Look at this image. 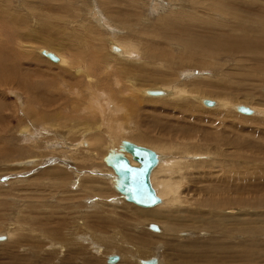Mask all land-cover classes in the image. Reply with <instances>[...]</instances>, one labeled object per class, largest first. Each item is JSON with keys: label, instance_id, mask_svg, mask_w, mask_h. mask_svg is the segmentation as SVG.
I'll return each instance as SVG.
<instances>
[{"label": "rangeland", "instance_id": "rangeland-1", "mask_svg": "<svg viewBox=\"0 0 264 264\" xmlns=\"http://www.w3.org/2000/svg\"><path fill=\"white\" fill-rule=\"evenodd\" d=\"M0 17L5 18L8 24L0 25V33L7 35L0 36V64H11L15 67L14 73H3L9 85L0 86V235H3L0 237L5 238L0 240V264H108L107 257L110 255L121 257L112 264H139L138 260H130L134 254L140 258L157 256L152 252V245L135 239L138 233L150 237L151 232L147 228L149 220L136 217V224L133 220V214H138L137 208L145 210L126 201L116 190L113 184L114 172L104 163L108 146H120L122 141H135L134 144L154 152L159 150L157 155L162 160L169 157L178 159L180 156L183 162L193 164L185 170L192 176L188 177L190 180H183L181 192L192 189L191 180L201 177L198 171L203 170L202 160L205 163L212 161L215 165L231 163L232 166L233 163L232 167L228 166L232 184L233 181L236 183L233 184L234 193L229 201V208L233 211L231 216L234 218V228L227 230V234L231 235L230 243L223 244L219 241L218 238L222 236L219 233H207L201 237L202 240H197L199 245L191 244L193 240L188 241L187 238L177 235V231L181 230L177 228L172 234V240L185 248L182 251L183 256L174 258L180 259L179 264H209V261L224 264L226 259H231L229 264H264V0H0ZM177 19L180 24L175 25ZM166 21L171 26H167ZM3 22L0 18V24ZM88 27L91 30L88 31ZM147 30L155 33L154 38L151 36L155 44L167 45L171 41L169 47L163 48L164 55L156 59V65L148 64L151 57L141 42L139 49L142 50L134 52L132 56L126 54L114 58L109 54L108 42L111 38L121 41L136 38L133 42L138 39L144 41L145 37L141 36ZM124 34V38H121ZM177 38H186L197 43V46L190 48L193 55L188 51L187 54L182 53L184 46L182 41H176ZM228 49H235L234 54L229 55ZM45 52L56 57L64 55L72 62V67L67 69V66L56 65V60L50 59ZM99 52L101 55L97 56ZM254 58L258 60L255 62ZM84 59L95 63L92 68L94 67L96 77L90 82L85 81L84 77L77 78L74 74L77 68H81ZM14 62L20 65L17 66ZM106 64L112 65L106 68ZM135 69L142 77L134 80ZM115 75H120L119 81H116ZM127 76H133L132 81L138 88L134 92L135 98L130 91ZM13 78L20 80L16 87L14 82H17ZM61 81L63 82L60 83ZM178 83L183 90L179 96L172 95L170 99L160 95L141 94L145 88ZM20 84L23 87L18 86ZM13 87L14 90L11 89ZM20 87L28 90L27 95ZM32 92L37 96L33 97ZM203 92L208 95L206 97L210 96L216 102L221 99L228 100L231 106L219 108L198 104L199 98L204 97ZM78 93H81L80 98H75ZM146 96H159L162 99L149 100ZM59 97L63 98V102ZM129 99L138 100L133 115H129L130 110L122 105ZM98 100L104 104L101 105ZM82 101L86 105L89 101L91 105L85 107ZM65 104L67 105L63 107ZM238 104L249 108L251 114L235 109ZM114 107L119 111L114 110ZM81 119L84 122H80ZM92 131L98 132L101 138L99 143L88 145L85 139L88 134L94 135ZM196 131L200 134H196ZM186 132H191L190 136ZM204 134L207 139L203 137ZM78 135L80 136L77 140ZM81 137L87 146L80 140ZM202 137L207 141L204 142ZM197 138L201 141L197 142ZM139 139H143V142L137 141ZM217 141L219 144H216ZM78 142H81V146ZM158 142H161L165 150L156 147L160 145ZM187 147L195 150L189 148L186 151ZM170 151L174 152V156ZM189 199L190 197L185 198L186 201ZM188 201L186 203L189 206L186 204L185 207H179L180 219L184 224L180 228H187V231L209 225L212 216L208 212L212 214L213 209L224 213L228 209L227 206L224 210L216 207L200 208L197 207L199 202L196 200ZM104 217L110 222L102 220L99 224L97 220L105 219ZM240 224H244L245 228L239 229L237 226ZM137 225L143 227L139 229ZM163 228L162 224L161 233L156 234L158 237L162 235ZM202 230L208 232L206 227ZM7 232L11 236L6 239ZM83 237L90 239L86 241ZM155 239L153 244L161 238L156 241ZM125 242L131 244L134 250L128 244L125 245ZM242 242L246 243L245 252L240 254L239 244ZM209 245L220 247L215 251ZM160 249L163 250L158 251L159 257L164 264H169V251L164 247Z\"/></svg>", "mask_w": 264, "mask_h": 264}, {"label": "bare ground", "instance_id": "bare-ground-1", "mask_svg": "<svg viewBox=\"0 0 264 264\" xmlns=\"http://www.w3.org/2000/svg\"><path fill=\"white\" fill-rule=\"evenodd\" d=\"M19 2V1H18ZM19 6H21V5H19ZM51 9V7L49 6V8H48V10H50ZM54 9H56V8H54ZM56 12H58V11H56ZM16 13V12H15ZM54 13V12H53ZM94 13H95V11H94ZM58 14V13H57ZM16 15L18 16V14L16 13ZM34 16L36 15L35 13L33 14ZM93 15V14H92ZM177 15V14H176ZM178 16H179V14H178ZM19 17V16H18ZM31 17H33V16H31ZM1 18V20L2 21H4L2 24H0V25H2V26H8V24L5 22V18H3V17H0ZM86 19V18H85ZM93 19V18H92ZM173 20V19H172ZM175 20V19H174ZM181 20H182V17H181ZM180 20V21H181ZM68 21V20H67ZM177 21L178 22H176V24L175 25H177V23H179V19H177ZM183 21V20H182ZM181 21V22H182ZM88 22V21H87ZM90 22V21H89ZM88 22V23H89ZM107 22V21H106ZM166 22H168V21H166ZM171 22H173V21H171ZM77 23V22H76ZM174 23V22H173ZM184 23V22H183ZM72 24V23H71ZM86 24V23H85ZM158 24V23H157ZM167 24V23H166ZM180 24V23H179ZM78 25V24H77ZM125 25V24H124ZM123 25V26H124ZM163 25V24H162ZM185 25V24H184ZM183 25V26H184ZM82 26V25H81ZM85 26V25H84ZM87 26V25H86ZM89 26V25H88ZM96 26H98V25H96ZM122 26V27H123ZM163 26H165V28L167 27V26H171V23L170 22H168V24H167V26L166 25H163ZM180 26H182V25H180ZM83 27V26H82ZM81 27V28H82ZM184 27H186V26H184ZM6 28V27H5ZM85 28V27H84ZM89 28V27H88ZM97 28V27H96ZM22 29H24V28H22ZM83 29V28H82ZM111 29V28H110ZM129 29H131V28H129ZM167 30H169L168 28H166ZM182 29V28H181ZM86 30V29H85ZM89 30H91V28H89L88 29V31ZM151 30V29H150ZM174 30V29H173ZM172 30V31H173ZM177 30V29H176ZM189 30V29H188ZM6 31V30H5ZM22 31V30H21ZM24 31V30H23ZM88 31H86V33L88 34L89 32ZM131 31V30H130ZM155 31H156V28H155ZM179 31V30H178ZM177 31V32H178ZM92 32H93V29H92ZM119 32V31H118ZM151 32H152V30H151ZM149 30H147V31H145V35H143V36H141V37H145V39H144V41L141 39H138L137 40V42H133V40H135V39H128V40H125L124 41V39H123V41H121V40H119L118 38L116 39V38H111L110 40H109V49H110V52H109V54H111V56L112 57H114V58H118V57H121V56H123V55H128V56H132V54H134V52H136V51H141L139 48H141L140 46H139V44H140V42L141 43H143V47H145L146 49H147V53L149 54V56L151 57L150 59H149V61H148V64H155L156 63V59L158 60V58L160 57V56H162V55H164V54H162V51H163V48H167V47H169V45H170V43H171V41H169L168 42V44L166 45V44H164V45H162V44H160V43H157V44H155L156 42H154V40L152 39V37H153V35L155 34V33H151ZM176 32V31H175ZM85 33V32H84ZM91 33V32H90ZM157 33V32H156ZM160 33V32H159ZM179 33H180V31H179ZM86 34V35H87ZM92 34V33H91ZM91 34L89 35V36H91ZM95 34V33H94ZM96 34H97V32H96ZM163 34V33H162ZM77 35H79V34H77ZM157 35V34H156ZM173 35V34H172ZM171 35V36H172ZM177 35V34H176ZM175 35V36H176ZM0 36H7L6 34H4V32H3V34H2V32L0 33ZM80 36V35H79ZM94 36V35H93ZM115 36V35H114ZM123 36V37H122ZM124 36H125V34L124 35H121V38H124ZM128 36L130 37L131 35H129V33H128ZM152 36V37H151ZM161 36V35H160ZM171 36L170 37H168V38H171ZM182 36V35H181ZM81 37V36H80ZM92 37V36H91ZM90 37V38H91ZM116 37V36H115ZM162 37V36H161ZM165 37V36H164ZM163 37V38H164ZM77 38V37H76ZM85 38H88L87 36L85 37ZM95 38V37H94ZM126 38V37H125ZM131 38V37H130ZM133 38V37H132ZM154 38V37H153ZM166 38V37H165ZM173 38V37H172ZM109 39V38H108ZM88 39H85V41H87ZM94 40H96V38L94 39ZM93 40V41H94ZM131 40V41H130ZM169 40H171V39H169ZM78 41H80V40H78ZM84 41V40H83ZM100 41V40H99ZM173 41H174V39H173ZM176 41H182V45L184 46V50H182V53L184 54V53H186L187 51L188 52H191V54L193 55V51H191V49L190 48H192L193 46H197V45H195V44H197V43H194L193 41H191V40H189V39H186V38H177L176 39ZM88 42V41H87ZM235 42H237V41H235ZM246 42H248L249 43V41L248 40H246ZM98 43V42H97ZM105 43V42H104ZM243 43H245L244 41H243ZM261 43V42H260ZM1 44V43H0ZM90 44V43H89ZM96 44V43H95ZM175 44V43H174ZM166 45V46H165ZM259 45V44H258ZM262 45V44H261ZM101 46V45H100ZM98 48V47H97ZM144 48V49H145ZM171 48V47H170ZM169 48V50H171ZM200 48H202V50H204L203 48L204 47H201L200 46ZM263 48V47H262ZM95 49H96V47H95ZM94 49V50H95ZM189 49H190V51H189ZM40 50H42V49H40ZM85 50V49H84ZM91 50V49H90ZM102 50H104V49H102ZM194 50V49H193ZM198 50H200V49H198ZM197 50V51H198ZM201 50V51H202ZM229 51V55H233L234 54V50L235 49H228ZM264 50V49H263ZM86 51L88 52L89 51V49L87 50L86 49ZM96 51H97V49H96ZM99 51H100V49H99ZM82 52H84V51H82ZM114 52H116V53H114ZM145 52V53H146ZM171 52V51H170ZM187 52V53H188ZM264 52V51H263ZM46 53V52H45ZM97 53V52H96ZM139 53V52H138ZM143 53H144V51H143ZM165 53H167V52H165ZM186 53V54H187ZM249 53V52H248ZM247 53V54H248ZM48 54H51L50 52L49 53H46V55L48 56ZM90 53H88V55H89ZM170 54V53H169ZM254 54V53H253ZM259 54V53H258ZM77 55L79 56V54L77 53ZM83 55V54H82ZM101 55V53L99 52V54L97 55V56H100ZM138 55V54H137ZM174 55V54H173ZM197 55V54H196ZM200 55H202V54H199V56ZM204 55V54H203ZM250 55H252V54H250ZM256 55V54H255ZM254 55V56H255ZM78 56H77V58H78ZM81 56V55H80ZM79 56V57H80ZM85 56V55H84ZM92 56V55H91ZM105 56H107V55H105ZM104 56V57H105ZM191 56V55H190ZM238 56V55H237ZM257 56V55H256ZM56 57V56H55ZM103 57V58H104ZM140 57V56H139ZM171 57H172V55H171ZM175 56H173V58H174ZM182 57V56H181ZM57 59H56V61H55V64L56 65H58V66H67L66 68L68 69V67H72L71 65H72V62L70 63V60L67 58V57H65L64 55H62V54H60V56L58 55V57H56ZM83 58V57H82ZM85 58V57H84ZM92 58V57H91ZM108 58V57H107ZM113 58V59H114ZM169 58V57H168ZM239 58V57H238ZM76 59V58H75ZM79 59V58H78ZM86 59V58H85ZM83 60V62H82V65H81V68H77L76 69V71H75V73L74 74H76V77L77 78H85V81H87V82H90V81H92L93 80V78L94 77H96L95 76V74H94V72H93V68H92V66L95 64L94 62H87L86 60ZM89 59H90V57H89ZM94 59V58H93ZM99 59V58H98ZM102 59V58H101ZM163 59V58H162ZM189 59V58H188ZM197 59V58H196ZM1 60V59H0ZM91 60V59H90ZM89 60V61H90ZM124 60V59H123ZM122 60V61H123ZM138 60V59H137ZM139 60H141V59H139ZM172 60V59H171ZM183 60V59H182ZM190 60H192L191 58H190ZM194 60V59H193ZM250 60V59H249ZM253 60V59H252ZM254 60H255V58H254ZM258 59H256L255 60V62L257 61ZM78 61V60H77ZM99 61H101V60H99ZM102 61H103V59H102ZM101 61V62H102ZM126 61H128L127 60V58H126ZM130 61V60H129ZM134 61V60H133ZM142 61V60H141ZM145 61V60H144ZM178 61V60H177ZM237 61V60H236ZM243 61V60H242ZM79 62H80V60H79ZM119 62V61H118ZM146 62V61H145ZM144 62V63H145ZM200 62V61H199ZM248 62V61H247ZM15 63V62H14ZM75 63H77L76 61H75ZM102 63H104V62H102ZM117 63V62H116ZM134 63V62H133ZM147 63V62H146ZM174 63V62H173ZM239 63V62H238ZM254 63V62H253ZM16 64V63H15ZM124 64V63H123ZM175 64V63H174ZM241 64H242V62H241ZM17 65V64H16ZM18 65H20V64H18ZM17 65V66H18ZM110 65H112V64H106L105 65V67L106 66H110ZM114 65H116V64H114ZM120 65H121V63H120ZM126 65V64H125ZM156 65V64H155ZM157 65H160V64H157ZM166 65V64H165ZM173 65V64H172ZM176 65V64H175ZM245 65V64H244ZM103 66V65H102ZM117 66V65H116ZM115 66V67H116ZM148 66V65H147ZM162 66V65H161ZM194 66V65H193ZM104 67V66H103ZM120 67V66H119ZM127 67V66H126ZM125 67V68H126ZM160 67V66H159ZM255 67H257V65L255 66ZM107 68V67H106ZM109 68H111V67H109ZM259 68V65H258V67H257V69ZM104 69V68H103ZM130 69V68H129ZM137 69V68H136ZM135 69V70H136ZM139 69V68H138ZM256 68H255V70H257ZM260 69V68H259ZM65 70V69H64ZM115 70V69H114ZM116 70H117V67H116ZM14 71H15V67L14 66H12L11 64H0V86H4V85H6L7 83H6V81H5V78H4V74L3 73H5V72H13L14 73ZM97 71H99L98 69H97ZM159 71V70H158ZM18 72V71H17ZM64 72H66V70L64 71ZM70 72V71H69ZM105 72H106V70H105ZM107 72H108V70H107ZM109 72H111V71H109ZM114 72V71H113ZM249 72V71H248ZM68 73V72H67ZM118 73H120V72H118ZM181 73V72H180ZM245 73V72H244ZM260 73V72H259ZM100 74V73H99ZM110 74V73H109ZM115 74H117V73H115ZM128 74H130V73H128ZM249 74V73H248ZM164 75V74H163ZM70 76V75H69ZM71 76H72V74H71ZM116 76L117 75H115V78H116ZM120 75H118L117 76V80L116 81H119L118 80V77H119ZM124 76V75H123ZM122 76V77H123ZM133 76H134V78H133ZM133 76H127V78H128V80H127V82L130 84V87L132 88H130V91L132 92V94L134 95L135 93L134 92H137V87H136V85H135V83L132 81V78L135 80L136 78H141L142 77V75L139 73V71L137 72V70L135 71V73H134V75ZM161 76V75H160ZM75 76L73 75V78H74ZM107 77H109V76H107ZM14 79V78H13ZM19 79V78H18ZM12 80V79H11ZM16 80H17V77H16ZM15 79H14V81H16ZM76 80V79H75ZM18 81H20V80H18ZM18 81H16L17 83H15L14 82V85H15V87H16V85L17 84H19V82ZM84 81V82H85ZM104 81V80H103ZM116 81H114L115 83H116ZM123 81V80H122ZM165 81H167L166 80V78H165ZM63 81H61L60 83H62ZM72 82V81H71ZM77 82V81H76ZM100 82V81H99ZM98 82V83H99ZM170 82V81H169ZM9 83H10V80H9ZM21 83V82H20ZM78 83V82H77ZM58 84V83H57ZM56 84V85H57ZM80 84V83H79ZM96 84V83H95ZM117 84V83H116ZM129 84H128V86H129ZM9 84H7V86H8ZM12 85V84H11ZM22 84H20V85H18V86H21ZM28 85V84H27ZM29 85H30V83H29ZM60 85V84H59ZM85 85H87V83L85 84ZM91 85H93V84H91ZM104 85H106V84H104ZM110 85V84H109ZM79 86V85H78ZM95 86H97V85H95ZM99 86H101V85H99ZM98 86V87H99ZM115 86V85H114ZM122 86V85H121ZM15 87H13V88H11L12 90H14V88ZM21 87H23V86H21ZM21 87H20V89H21ZM26 87V86H25ZM31 87V86H30ZM107 87V86H106ZM123 87V86H122ZM127 87V86H126ZM6 88V87H5ZM5 88H3V89H5ZM35 88V87H34ZM33 88V89H34ZM40 88V87H39ZM58 88H59V86H58ZM63 88V87H62ZM92 88H94V85H93V87ZM95 88H97V87H95ZM102 88V87H101ZM124 88V87H123ZM186 88V87H185ZM2 89V88H1ZM8 89V88H7ZM17 89V88H16ZM26 88H24V89H21L22 90V92H25V94H26V92H28V90L26 89ZM29 89V88H28ZM61 89V88H60ZM68 89V88H67ZM79 89V88H78ZM107 89V88H106ZM108 89H109V87H108ZM107 89V90H108ZM9 90V89H8ZM21 90H20V92H21ZM25 90V91H24ZM35 90H38V89H35ZM42 90V89H41ZM69 90V89H68ZM92 90V89H91ZM102 90V89H101ZM142 90V89H141ZM183 89L181 88L180 89V87H179V83H178V85L176 84H174V85H162V87H156V88H145V89H143L142 91H141V94H142V96H144L145 94L148 96V95H154V96H157V95H160V96H163V98H169L170 99V97L173 95V96H177L176 94H178V96H179V93L182 91ZM31 91H32V88H31V90L29 91V93H31ZM70 91L72 92V90L70 89ZM69 91V92H70ZM74 91V90H73ZM85 91H87V90H85ZM16 92V91H15ZM15 92H13V93H15ZM21 92V93H22ZM34 92V91H33ZM32 92V93H33ZM40 91L38 90V93H39ZM66 92V91H65ZM71 92H70V94H71ZM79 92V91H78ZM93 92V91H92ZM140 92V91H139ZM10 93H11V91H10ZM18 93V92H17ZM17 93H15V94H17ZM62 93V92H61ZM68 93V92H67ZM74 93H75V91H74ZM73 93V94H74ZM97 93H99V92H97ZM205 93L206 92H203V94H202V96H204V97H201V98H199V101H200V103L199 102H197L198 104H204V105H206L205 104V101L206 100H211L212 101V105L211 106H216V107H225V108H227V107H230L231 106V103H230V101H228V100H224V99H221L220 101L219 100H217V102L213 99H210V96L209 97H206V96H208V95H205ZM20 94V93H19ZM24 94V95H25ZM35 93H33V95H34ZM43 94V93H42ZM79 94H81V93H78V95L77 96H75L76 95V93H75V95H73V96H75V98L77 97H79ZM85 94V93H84ZM92 94V93H91ZM144 94V95H143ZM184 94V93H183ZM187 94V93H186ZM192 94V93H191ZM27 95V94H26ZM83 95V94H82ZM99 96L101 95L100 93L98 94ZM105 95H107V93L105 94ZM133 95H131V96H133ZM140 95V94H139ZM19 96V95H18ZM35 96H37V95H34L33 97H35ZM72 96V97H73ZM145 97V98H148V97ZM188 96V95H187ZM47 97V96H46ZM87 98H88V95L86 96ZM93 97V96H92ZM96 97V96H95ZM98 97V96H97ZM136 97V95H134V98ZM140 96H138V98H139ZM194 97V96H193ZM20 98V97H19ZM80 98V97H79ZM86 98V99H87ZM137 98V99H138ZM151 100H153V99H156V98H159V99H162V97H149ZM148 98V99H149ZM153 98V99H152ZM197 98V97H196ZM29 99V101H30V98H28ZM59 99H60V97H59ZM62 99V100H61ZM61 101L63 102V98L61 97ZM68 99V98H67ZM129 99L128 101L126 100V101H124V104L122 103V105L125 107V108H127V109H129L130 111H129V115H133L134 114V112L136 111L135 110V108H136V103H137V101L139 100H141V99ZM149 99V100H150ZM172 99V98H171ZM42 100H43V98H42ZM79 100V99H78ZM81 100V99H80ZM83 100H85V99H83ZM157 100V99H156ZM177 100H178V98H177ZM186 100V99H185ZM196 100V99H195ZM194 100V101H195ZM28 101V100H27ZM28 101V102H29ZM61 101H60V103H61ZM99 101V100H98ZM183 102H185L184 100H182ZM57 102V101H56ZM59 102V101H58ZM57 102V103H58ZM81 102V101H80ZM83 102V101H82ZM85 102V101H84ZM83 102V103H84ZM88 103H87V105L88 104H90L91 105V102L89 103V101H87ZM96 102V101H95ZM100 102V101H99ZM116 102V101H115ZM45 103H48V101H45ZM56 103V104H57ZM113 103V102H112ZM141 103V102H140ZM188 103V102H187ZM217 103V104H216ZM81 104V103H80ZM85 104V103H84ZM95 104V103H94ZM100 104H101V102H100ZM99 104V105H100ZM104 103H102L101 105H103ZM109 104V103H108ZM55 105V104H54ZM53 105V106H54ZM67 104H65L63 107H65ZM79 105V104H78ZM77 105V106H78ZM86 105V104H85ZM84 105V106H85ZM87 105L85 106V107H87ZM89 105V106H90ZM96 105V104H95ZM100 105V108H102V106ZM137 105H138V103H137ZM43 106H45L44 104H43ZM49 105H46V107H48ZM82 106V105H81ZM88 106V107H89ZM105 106V105H104ZM179 106V105H178ZM181 106V105H180ZM179 106V107H180ZM206 106H208V105H206ZM236 106V105H235ZM239 106H243L242 104H238L236 107H235V109H237L239 112H240V110L238 109V107ZM46 107H44V108H46ZM58 107H60V106H58ZM62 107V106H61ZM74 107H75V105H74ZM79 107V106H78ZM84 107V108H85ZM108 107H110V106H108ZM108 107H107V109H108ZM246 107V106H245ZM105 108V107H104ZM180 108H185V107H180ZM258 108V107H257ZM90 109V108H89ZM89 109H85V110H89ZM91 109H93V108H91ZM97 109V108H96ZM116 108L114 107V110H115ZM214 109V108H213ZM249 109V108H248ZM74 110V109H73ZM79 110V109H78ZM85 110H82V111H84L85 112ZM102 110V109H101ZM110 110V109H109ZM109 110H108V112H109ZM117 110V109H116ZM250 110V109H249ZM251 110H252V108H251ZM264 110V109H263ZM81 111V112H82ZM99 111V110H98ZM112 111V110H111ZM117 111H119V110H117ZM43 112V111H42ZM114 112H116V111H114ZM121 112H122V110H121ZM254 112V111H253ZM262 112H264V111H262ZM48 113V112H47ZM72 113H73V111H72ZM83 113V112H82ZM81 113V114H82ZM90 113H92V111L90 110ZM107 113V112H106ZM242 113V112H241ZM41 114H43V113H41ZM61 114V113H60ZM94 114V113H93ZM102 114V113H101ZM115 114V113H114ZM113 114V115H114ZM244 114H246V113H244ZM248 114H251V111L248 113ZM66 115V114H65ZM83 116L85 115V114H82ZM109 115V114H108ZM56 116V115H55ZM92 116V115H91ZM98 116V115H97ZM256 116V115H255ZM42 117V116H41ZM58 117V116H57ZM76 117V116H75ZM85 117H86V115H85ZM96 117V116H95ZM110 117V116H109ZM114 117V116H113ZM186 117V116H185ZM46 118H48V117H46ZM50 118V117H49ZM53 118V117H52ZM62 118V117H61ZM82 118V117H81ZM91 118V117H90ZM93 118V117H92ZM70 119V118H69ZM73 119V118H72ZM78 119H80V118H78ZM103 119V118H102ZM105 119V118H104ZM83 119H81V121L80 122H84V121H82ZM109 120H110V118H109ZM108 120V121H109ZM124 120V119H123ZM195 120V119H194ZM37 121V120H36ZM68 121V120H67ZM74 121V120H73ZM93 121V120H92ZM107 121V120H106ZM111 121V120H110ZM129 121V120H128ZM70 122V121H69ZM91 122V121H90ZM121 122H122V120H121ZM183 122V121H182ZM109 123H111V122H109ZM119 123H120V121H119ZM124 123V122H123ZM127 123V122H126ZM133 123V122H132ZM185 123V122H184ZM188 123V122H187ZM84 124V123H83ZM108 124V123H107ZM37 125V124H36ZM39 125V124H38ZM37 125V126H38ZM129 125V124H128ZM186 125V124H185ZM193 125V124H192ZM196 125V124H195ZM41 126V125H40ZM120 126V125H119ZM119 126L117 127V128H119ZM187 126V125H186ZM188 126H189V124H188ZM194 126V125H193ZM110 127V126H109ZM178 127V126H177ZM40 128V127H39ZM38 128V129H39ZM79 128V127H78ZM77 128V129H78ZM41 129V128H40ZM87 129V128H86ZM175 129H176V127H175ZM193 129V128H192ZM195 129V128H194ZM197 129H198V127H197ZM81 130V129H80ZM85 130V129H84ZM83 130V131H84ZM89 130V129H88ZM88 130H85V131H87L88 132ZM98 130V129H97ZM116 130V129H115ZM124 130V129H123ZM185 130H186V128H185ZM190 130V129H189ZM196 130V129H195ZM82 131V132H83ZM84 131V132H85ZM90 131V130H89ZM101 131V130H100ZM117 131H120V129L119 130H117ZM178 131V130H177ZM190 131H192V130H190ZM200 131V130H199ZM94 131H92V133H93ZM113 132V131H112ZM184 132V131H183ZM182 132V133H183ZM188 132V131H187ZM186 132V133H187ZM197 133L196 134H198V131H196ZM75 133V132H74ZM189 133H191V132H189ZM189 133H187L189 136H190V134ZM205 133V132H204ZM67 134V133H66ZM86 134V133H85ZM107 134H109V133H107ZM114 134V133H113ZM118 134H119V132H118ZM123 134H125V132H123ZM177 134H178V132H177ZM180 134V133H179ZM178 134V135H179ZM193 134V133H192ZM200 134V133H199ZM198 134V135H199ZM81 135V134H80ZM80 135H78V138H77V140L79 139V136ZM121 135V134H120ZM174 135V134H173ZM176 136V137H178V139H179V136ZM181 135V134H180ZM211 135V134H210ZM45 136V135H44ZM86 136V135H85ZM116 136H117V133H116ZM184 136V135H183ZM183 136H180V137H183ZM194 136H196L195 134H194ZM202 136V135H201ZM212 136V135H211ZM220 136H222V135H220ZM119 137H121V136H119ZM124 137V136H123ZM191 137H192V139L194 140V141H196L195 140V137H193L192 135H191ZM191 137H190V140L192 141V139H191ZM199 137V136H198ZM203 137H206L205 136V134H204V136ZM203 137H202V139H203ZM224 137V136H223ZM100 138L101 137H99V134H98V132L97 133H95L94 132V135H87V139H85V140H87V143H88V145H92V144H94V143H99L98 141L100 140ZM115 138V137H114ZM118 138V137H117ZM186 138H188L189 139V137L187 136ZM215 138V137H214ZM226 138V137H225ZM171 139V138H170ZM174 139V138H173ZM176 139V138H175ZM174 139V140H175ZM184 140H185V138H183ZM182 138H180V140H183ZM188 139H186V140H188ZM206 139H207V137H206ZM213 139V138H212ZM220 139V138H219ZM42 140V139H41ZM56 140H57V138H56ZM80 140L82 141L83 140V137H81L80 138ZM119 140V139H118ZM120 140H121V138H120ZM119 140V141H120ZM136 140V139H135ZM183 140V141H184ZM208 140H210L209 139V137H208ZM216 140V139H215ZM232 140H233V138H232ZM39 141H40V139H39ZM38 141V142H39ZM137 141H139V142H143V139H139V140H137ZM199 141V139L197 138V142ZM201 141V140H200ZM199 141V142H200ZM203 141H204V139H203ZM205 141H207V140H205ZM204 141V142H205ZM218 141H220V140H218ZM218 141L216 142V144H219L218 143ZM32 142V141H31ZM82 142H85V141H82ZM104 142H105V140H104ZM110 142H111V140H110ZM175 142V141H174ZM178 142H179V140H178ZM182 142V141H181ZM186 142V141H185ZM209 142H211V140L209 141ZM221 142H223V141H221ZM37 143V142H36ZM40 143H42V142H40ZM65 143V142H64ZM76 143V142H75ZM79 143V142H78ZM86 143V142H85ZM87 143H86V145L85 146H87ZM113 143V142H112ZM126 143H130V142H127V141H122L121 142V144H120V146H118L117 145V147H114L115 145L114 144H111V146H108L109 147V151H108V154H107V156H105V158H104V163L107 165V166H109L112 170H113V172H114V179H113V184H114V187L116 188V190L117 191H119L122 195H123V197L125 198V200L126 201H128L129 203H131L132 202V205H133V203L135 204V205H137V206H139L140 208H142V209H144L145 211H142V210H140V209H138L137 208V210H136V208L134 209V210H136V211H138V214H136V216H135V214H133V216H134V218H133V220H134V223L136 224V217L137 218H141V219H147V220H149V223H148V225H147V228H148V230H150V232H151V234H149L150 235V237L148 236V235H146V234H143V233H138L136 236V238L135 239H139L140 240V242L141 243H143V244H150V245H152L153 246V248H152V252L154 253H156L157 254V256L156 255H154L153 257L152 256H150V257H147V258H140V257H138L136 254H134V256H132L131 258H130V260H136V262H137V260H138V262H139V264H147L146 262L147 261H149V260H151V259H154V261H155V263L154 264H164V261H162L161 260V258L159 257V255H158V251L159 250H163V249H160V247H164V248H166L168 251H169V253H167L168 254V256H169V258H168V263L169 264H179L180 262V259H178V260H176L175 258H174V256H176V258L177 257H179L180 255H182L183 256V253H182V251L184 250V248H185V246L184 245H181V244H179V243H177V242H174L173 240H172V234H173V232L174 231H176V229L177 228H179V229H181L180 231H177V235L178 236H180V237H182V238H187V240L189 241V240H193L192 242H190L191 244H197V245H199L200 244V242L199 241H197V240H202L201 239V237L202 236H206L207 235V233H219V235H222L220 238H218L219 239V241H222L223 242V244L225 243V244H229L230 243V234H227L228 232H227V230L229 229V228H234V223H233V220H234V218H233V216H231V213L233 212L231 209L232 208H229V206H230V204H229V201H230V197H231V195L234 193V187H233V184L235 183V181H233V184H232V178L230 177V175H229V167L228 166H230V167H232L234 164L232 163V166L230 165V164H228V163H224V164H221V165H215V164H213L212 163V161H206V163L205 162H203V160L201 161V166H203V170H201V171H198L199 172V175L201 176L200 178H198V179H196V180H191L192 181V183H193V185L191 186L192 187V189H188V191L186 190V189H184L185 191H187V192H185V191H183V192H181V188H183L182 186L184 185H182V183H183V180L184 179H186V178H190V175L192 176V174H190L189 175V173L187 172H185V170L186 169H188V168H190V167H192L193 166V164H190V163H186V161L185 162H183L182 161V157H178V159H175V158H165V160H162V159H159V157H158V155H157V153H159L158 151L156 152H154L153 150V153H154V157H155V164L153 165V167L151 168V170H150V173H149V183H150V187L152 188V190H153V194L155 195V197H156V199H157V201L156 202H154L152 205H149V206H142V205H139V204H136L135 202H133V201H131V200H129L127 197H126V195L123 193V192H121L120 190H119V186L122 184V180L124 179V176L123 175H121V174H118L115 170H114V168H112V166H110L108 163H107V159H108V157H113V156H115L116 154H121L122 156H125L128 160H129V163L131 164V165H138V163L131 157V155H130V153L126 150V148H125V145H126ZM134 143H135V141H134ZM134 143H131V144H134ZM152 143V142H151ZM195 143V142H194ZM229 143V142H228ZM228 143H226V144H228ZM231 143H232V141H231ZM236 143H238V142H236ZM43 144V143H42ZM50 144V143H49ZM49 144H47V145H49ZM54 144H56V142L54 143ZM81 144V142L79 143V145ZM84 144V143H83ZM143 144V143H142ZM154 144V143H153ZM158 144H160V145H157L156 147L157 148H159V149H163V150H165L164 148V146H162L161 145V142H158ZM197 144V143H196ZM195 144V145H196ZM245 144V143H244ZM134 145H137V144H134ZM143 145H145V144H143ZM165 145H166V143H165ZM184 145H185V143H184ZM183 145V146H184ZM187 145V144H186ZM193 146L192 145V147H197V146ZM220 145H222V144H220ZM238 145H240V143H238ZM242 145V144H241ZM72 146V145H71ZM70 146V147H71ZM76 146H78V145H76ZM81 146V145H80ZM105 146H107L106 145V143H105ZM105 146H103V147H105ZM138 146H140V145H138ZM142 146V145H141ZM174 146H175V144H174ZM177 146V145H176ZM180 145H178V147H179ZM200 146H202V145H200ZM199 146V147H200ZM206 146V145H205ZM208 146H210V145H208ZM224 146H226V145H224ZM38 147H40V146H38ZM155 147V148H156ZM181 147V146H180ZM179 147V148H180ZM233 147H235L236 148V145H234ZM242 147H245V146H242ZM247 147V146H246ZM245 147V148H246ZM190 149H192V151L193 150H195V149H193V148H191V147H189ZM188 147H187V150L186 151H189L188 149H189ZM201 148V147H200ZM229 148V147H228ZM240 148V147H239ZM31 149V148H30ZM41 149V148H40ZM172 149V148H171ZM186 149V148H185ZM184 149V150H185ZM199 149V148H198ZM197 149V150H198ZM202 149V148H201ZM37 150H38V148H37ZM105 150V149H104ZM151 150V149H150ZM157 150V149H156ZM202 150H205V148L204 149H202ZM201 150V151H202ZM209 150V149H208ZM207 150V151H208ZM53 151V150H52ZM106 151V150H105ZM185 151V152H186ZM192 151H191V154H192ZM207 151H205L204 153L206 154L207 153ZM55 152V151H54ZM89 152V151H88ZM161 152V151H160ZM164 152V151H163ZM171 152V151H170ZM197 152V151H196ZM215 152V151H214ZM224 152V151H223ZM166 153V152H165ZM164 153V154H165ZM172 153V152H171ZM171 153H169L170 155H171ZM174 153V152H173ZM173 153H172V155H173ZM177 153V152H176ZM184 153V152H183ZM216 153H218V152H216ZM162 154V153H161ZM163 154V155H164ZM191 154H189V155H191ZM204 154V155H205ZM208 154V153H207ZM222 154V153H221ZM180 155H182V154H180ZM184 155V154H183ZM182 155V156H183ZM194 155H196V154H194ZM203 155V154H202ZM203 155V156H204ZM219 155V154H218ZM166 156H167V154H166ZM174 156V155H173ZM175 156H177V155H175ZM192 156V155H191ZM199 156H200V154H199ZM87 157V156H86ZM168 157V156H167ZM190 157V156H189ZM218 156H216V158H217ZM226 157V156H225ZM67 158V157H66ZM88 159L90 158V157H87ZM222 158L223 159H226V158H224L223 156H222ZM209 159V158H208ZM218 159V158H217ZM227 160V159H226ZM233 160H235V159H233ZM228 161V160H227ZM197 162V161H196ZM203 162V163H202ZM25 163V162H24ZM196 164V163H195ZM227 164V165H226ZM241 164V163H240ZM244 164V163H243ZM242 164V165H243ZM240 166V165H239ZM244 166V165H243ZM100 167V166H99ZM206 168V169H205ZM237 168V167H236ZM244 168V167H243ZM94 169V168H93ZM193 170V169H192ZM235 170V169H234ZM249 170H251L250 168H249ZM100 171V170H99ZM104 171V170H103ZM106 171V170H105ZM188 171V170H187ZM197 171V170H196ZM244 171V170H243ZM235 172V171H234ZM101 173V172H100ZM192 173V172H191ZM194 173H196V172H194ZM193 173V174H194ZM86 174V173H85ZM84 174V175H85ZM88 174V173H87ZM111 174V173H110ZM202 174V175H201ZM247 174H250V173H247ZM101 175V174H100ZM83 176V175H82ZM88 176V175H87ZM92 176V175H91ZM88 177H90V176H88ZM93 177V176H92ZM197 177V176H196ZM96 178H97V176H96ZM188 178V179H189ZM192 178H195V177H192ZM242 178V177H241ZM244 178V177H243ZM247 178V177H246ZM250 178V177H249ZM260 179V178H259ZM264 179V178H263ZM190 180V179H189ZM235 180V179H234ZM238 180V179H237ZM246 180V179H245ZM252 180V179H251ZM112 181V180H111ZM244 181V180H243ZM259 181V180H258ZM260 181H261V179H260ZM260 181H259V183H260ZM76 182V181H75ZM78 182V181H77ZM236 184V183H235ZM251 184H252V181H251ZM188 185V184H187ZM189 185H191V184H189ZM253 185H254V183H253ZM237 186V185H236ZM256 186V185H255ZM254 186V187H255ZM261 187V186H260ZM239 188V187H238ZM249 188V187H248ZM257 189V188H256ZM264 189V188H263ZM246 190V189H245ZM251 191V190H250ZM185 192V193H184ZM243 192V191H242ZM255 192V191H254ZM253 192V193H254ZM256 192H258V191H256ZM235 194H237V193H235ZM234 194V195H235ZM239 194H240V192H239ZM244 194V193H243ZM99 195V194H98ZM105 195V194H104ZM107 196V195H106ZM119 197H121V196H119ZM123 197H121V199H123ZM186 197H190V199H194V200H196L197 202H199V204L197 205V207H200V208H203V207H211V208H219V209H222V210H224L223 208H226V206L228 207V209L225 211V213L224 212H222L221 210H220V212L219 211H216V210H214L213 209V211H212V214H210L209 212H208V215L210 216H212V220H209V225H202V226H199V227H195V228H193V229H191V231H187V230H185V229H187V228H180V227H182L184 224H183V222L181 221V219H180V210H179V207H185L186 206V202L188 201H186L185 200V198ZM119 199V198H118ZM161 199V200H160ZM188 199V198H187ZM190 199H189V201H190ZM232 199V198H231ZM112 200H114V199H112ZM115 200H117V199H115ZM90 201V200H89ZM99 201V200H98ZM118 201V200H117ZM189 201H188V203H189ZM195 201V202H196ZM235 201V200H234ZM92 202V201H91ZM95 202V201H94ZM238 202H239V200H238ZM191 204H192V202H190ZM235 203V202H234ZM233 203V204H234ZM97 204V203H96ZM104 206V205H103ZM187 206H189L188 204H187ZM122 207H123V205H122ZM125 207V206H124ZM128 207V206H127ZM116 208H119V207H117V205H116ZM121 208V207H120ZM133 208V207H132ZM133 212V211H132ZM134 213H135V211H134ZM207 214V213H206ZM207 216V215H206ZM105 219H103V218H100V219H98L97 221H98V223L99 224H101V222H103V221H107L108 220V218L106 219V217H104ZM211 218V217H210ZM203 219V218H202ZM103 220V221H102ZM107 222H110V221H107ZM132 224V223H131ZM162 224L164 225V228H163V233H162V235L161 236H157L156 234H160L161 233V231H162V229H161V226H162ZM146 225V224H145ZM138 226V225H137ZM206 227L207 229H208V232H206V231H203L202 230V228H204V227ZM141 227H143V225L141 226ZM140 227V225L138 226V228L140 229L141 228ZM239 229H244L245 228V226H244V224H240V225H238L237 226ZM145 228V227H144ZM195 230V231H194ZM86 232V231H85ZM146 232H148V231H146ZM230 232V231H229ZM2 235V234H1ZM0 235V236H1ZM230 235V236H229ZM3 236V235H2ZM11 235H10V233L9 232H7V234H5V237H6V239L8 238V237H10ZM127 236V235H126ZM128 237V236H127ZM76 238V237H75ZM84 238V237H83ZM154 238H161L160 239V241L159 242H155L154 244H153V239ZM85 239V238H84ZM87 239H90L89 237L87 238ZM87 239H85L86 241H87ZM133 239V238H132ZM156 239H155V241H156ZM211 239V238H210ZM210 239H208V240H210ZM0 240H5V238L4 237H0ZM94 242V241H93ZM92 242V243H93ZM209 242H211V241H209ZM128 244V245H127ZM245 244L246 243H244V242H242V244L240 243L239 244V247H240V250L238 251V253H240V254H242V253H244L245 252ZM58 245V244H57ZM92 245V244H91ZM125 245H127L129 248H131V250L133 251L134 249H132L133 248V246L131 245V244H129V243H126L125 242ZM210 247H212V249H214L215 251L220 247H218V246H215V245H209ZM226 246V245H225ZM233 246V245H232ZM225 248V247H224ZM223 248V249H224ZM228 248H229V246H228ZM97 249H99V248H97ZM222 249V248H221ZM230 249H231V247H230ZM230 249H228V250H230ZM239 249V248H238ZM60 250V249H59ZM200 249H198V251H199ZM233 249H231V251H232ZM100 250H98V252H99ZM222 252H224L223 250H221ZM231 251H230V253H231ZM160 253V252H159ZM152 254V253H151ZM198 254V253H197ZM224 254H226V253H224ZM228 254V253H227ZM226 254V255H227ZM198 255H202V254H198ZM118 256V255H117ZM167 256V255H166ZM109 257V256H108ZM108 257H107V263L108 264H112V263H116V262H118L119 260H120V258L121 257H119L118 256V259L115 261V262H109L108 261ZM225 257V256H224ZM182 258V257H181ZM175 259V260H174ZM230 260L231 259H226L225 260V263H224V261H223V263L224 264H229L230 263ZM221 261V260H220ZM209 264H214L213 262H211V261H209Z\"/></svg>", "mask_w": 264, "mask_h": 264}, {"label": "water", "instance_id": "water-1", "mask_svg": "<svg viewBox=\"0 0 264 264\" xmlns=\"http://www.w3.org/2000/svg\"><path fill=\"white\" fill-rule=\"evenodd\" d=\"M52 60L57 58L53 54H48ZM206 105H212L211 100L205 101ZM238 109L242 113L248 114L250 110L245 106H239ZM126 150L131 157L138 163V165H131L129 160L121 154H116L113 157H108L107 163L114 168V170L124 176L119 190L123 192L126 197L142 206L152 205L157 201L153 190L149 183V173L155 164V157L152 150L144 146H138L131 143H126ZM118 259L117 255H110L109 262H115ZM147 264H154V259L146 262Z\"/></svg>", "mask_w": 264, "mask_h": 264}]
</instances>
